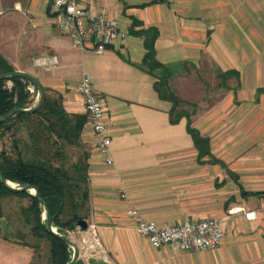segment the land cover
Instances as JSON below:
<instances>
[{"label": "crops", "instance_id": "obj_1", "mask_svg": "<svg viewBox=\"0 0 264 264\" xmlns=\"http://www.w3.org/2000/svg\"><path fill=\"white\" fill-rule=\"evenodd\" d=\"M81 4L92 15L114 19L124 39L100 55L78 50L56 29L50 0H0V56L13 71L28 73L58 93L67 113L84 114L76 92L84 76L101 102L110 164L94 150L90 128L85 124L82 130L89 149V212L84 244L76 247H95L85 262L264 264V0ZM147 28L157 32L155 59L175 67L177 75L208 66L215 76L237 73L226 80L227 89L216 77L207 97L191 101L197 104L191 125L208 138L217 162L196 160L185 120L169 124L170 104L158 99L153 79L134 66L144 52L135 33ZM51 57L54 66L41 65ZM234 207L255 212L256 218L230 215ZM129 208L160 228L219 218L222 243L192 252L152 248L134 233ZM4 226L0 219V264H28L29 249L3 240Z\"/></svg>", "mask_w": 264, "mask_h": 264}, {"label": "trees", "instance_id": "obj_2", "mask_svg": "<svg viewBox=\"0 0 264 264\" xmlns=\"http://www.w3.org/2000/svg\"><path fill=\"white\" fill-rule=\"evenodd\" d=\"M135 34L142 39L144 52L134 66L153 79L152 87L158 99L170 104L169 124L183 118L185 131L196 150V160L207 158L209 162H217L210 155L208 138L200 136L191 125L194 105L182 100L171 88V79L177 75L175 67L164 66L155 59L156 30L147 28ZM11 71V66L0 56V74ZM230 76L237 73H216L225 89ZM36 94L35 87L24 79L15 76L1 79L0 116L12 108L30 107ZM85 122L84 114L65 112L61 96L44 88V99L37 111L15 113L0 123V139L6 137L10 147L9 151L0 149V174L17 187L30 185L37 190L49 212L51 226L59 234L73 230L77 221L88 217L89 149L82 140ZM10 202L16 204L14 211L6 206ZM41 216V208L28 192H10L0 184V219L5 222L2 239L29 249L28 264H65L70 259V250L44 230ZM89 264L93 263L89 261Z\"/></svg>", "mask_w": 264, "mask_h": 264}, {"label": "built area", "instance_id": "obj_3", "mask_svg": "<svg viewBox=\"0 0 264 264\" xmlns=\"http://www.w3.org/2000/svg\"><path fill=\"white\" fill-rule=\"evenodd\" d=\"M81 1L50 0V7L56 13L55 27L68 37L71 47L78 50L90 49L94 54L100 55L113 42L124 39L125 35L118 30L114 19L88 13ZM40 63L51 67L56 64V59L51 57ZM76 92L81 97L86 117L85 124L94 135V150L106 164H110L108 152L110 137L104 122L101 102L93 93L85 76L77 84ZM120 199H125L123 194L120 195ZM228 213L230 215L241 213L248 221L256 218L255 212L245 211L243 207H234ZM128 214L133 221L134 233L152 248L166 245L181 252L214 250L223 240L222 221L219 218L182 222L160 228L154 222L141 218L132 208L128 209Z\"/></svg>", "mask_w": 264, "mask_h": 264}, {"label": "rangeland", "instance_id": "obj_4", "mask_svg": "<svg viewBox=\"0 0 264 264\" xmlns=\"http://www.w3.org/2000/svg\"><path fill=\"white\" fill-rule=\"evenodd\" d=\"M207 71L204 72H197V71H191L190 69L187 70L186 73H180L182 74V78L179 77V75H175L172 77L171 79V88L172 90H174L178 96H181L182 100H187L186 102L191 103V101H194L196 98H201L202 95L204 97L208 96V92L211 90V85H212V81L214 79H217L215 76V72L212 70V68H210L209 66L207 67ZM32 92V88H29ZM202 91L205 93L203 94ZM36 99V97H35ZM195 106H197L196 103H191ZM185 110L190 111L191 108L187 107V106H183ZM195 110V109H194ZM5 149L6 151H9L10 147H9V140L5 137L0 139V149ZM6 206L8 208V210H12L14 211V209L16 208V204L15 202H10V203H6ZM7 210V211H8ZM87 218L84 219V221L86 222ZM86 231H79L77 227H74L73 230L71 231H62L61 234H64L70 241H72L75 246L76 243H80L81 245H83L84 243L83 241V234ZM93 237V236H92ZM91 237V238H92ZM90 238V239H91ZM94 239V238H93ZM95 240V239H94ZM77 248V247H76ZM90 249H83L81 247V249L78 250L77 248V259L76 261H78L79 264H88V262L86 263L85 261H88V256L90 255V252H95V247L93 246ZM31 255V254H30ZM97 255V254H95ZM30 258V257H29ZM93 264H105L103 262H99L98 258L92 262Z\"/></svg>", "mask_w": 264, "mask_h": 264}, {"label": "water", "instance_id": "obj_5", "mask_svg": "<svg viewBox=\"0 0 264 264\" xmlns=\"http://www.w3.org/2000/svg\"><path fill=\"white\" fill-rule=\"evenodd\" d=\"M13 76L24 79V80L28 81L31 85H33L36 89V92H37L36 99H35L34 103L26 109L12 108L9 111H7L6 113L2 114L0 116V123L5 121V119L7 117H9L10 115H13L15 113H22V114L34 113L35 111H37L40 108V106L42 105L43 99H44V88H43V86L41 85V83L38 81L37 78H35L34 76H32L28 73L21 72V71L6 72V73L0 74V80L6 79L9 77H13ZM0 184L5 189L9 190L10 192L26 191L36 200V202L38 203V206L42 210L41 219L44 221V224H43L44 230L47 233L54 235L57 239L61 240L69 248L70 259L65 264H73L77 259V248H76L75 244L72 241H70L64 234L57 233L55 231V228H53L51 226L49 212H48L46 206L44 205V203L38 197L37 190L33 186H30V185H23L21 187H17L16 185L5 181L1 174H0ZM75 227H77L79 231L83 232L87 229V223L84 220H79L75 223Z\"/></svg>", "mask_w": 264, "mask_h": 264}]
</instances>
